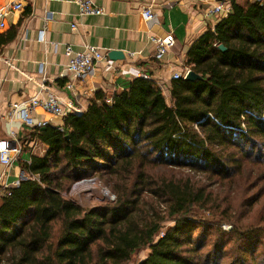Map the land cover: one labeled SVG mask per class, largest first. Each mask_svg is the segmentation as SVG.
Instances as JSON below:
<instances>
[{
	"label": "trees",
	"instance_id": "trees-1",
	"mask_svg": "<svg viewBox=\"0 0 264 264\" xmlns=\"http://www.w3.org/2000/svg\"><path fill=\"white\" fill-rule=\"evenodd\" d=\"M230 4L187 50L200 78L164 89L133 76L35 128L44 153L0 188V264H129L143 249L134 264H264V216H250L264 194H252V175L264 181V154H252L264 138V1ZM95 174L114 199L85 208L62 194ZM194 208L215 216L213 238Z\"/></svg>",
	"mask_w": 264,
	"mask_h": 264
},
{
	"label": "crops",
	"instance_id": "crops-1",
	"mask_svg": "<svg viewBox=\"0 0 264 264\" xmlns=\"http://www.w3.org/2000/svg\"><path fill=\"white\" fill-rule=\"evenodd\" d=\"M16 1L0 0V6ZM21 1L22 7L8 13L5 27L0 30V141L11 140L21 145L20 153H12L9 166L0 162L2 189L15 186L28 175L22 163L45 151V145L34 136L38 126L26 125L16 115L10 117L12 103L36 95L45 98L47 90L52 89L59 94L64 107L84 109L97 90L111 93L123 88L137 68L145 69L151 78L167 85L174 72L188 68L189 46L225 16L207 14L217 0H93L103 10L98 15L81 14L78 0ZM145 6L152 8L153 21L144 19ZM169 32L174 34L175 44L161 60H155L152 39ZM86 45L101 48L114 66L106 68L103 61L83 80H74L66 70V47L78 51ZM112 50L122 51L125 58L111 59L108 53ZM34 119L53 126L63 123V118L41 106L35 108ZM11 131L15 132L14 138Z\"/></svg>",
	"mask_w": 264,
	"mask_h": 264
},
{
	"label": "built area",
	"instance_id": "built-area-1",
	"mask_svg": "<svg viewBox=\"0 0 264 264\" xmlns=\"http://www.w3.org/2000/svg\"><path fill=\"white\" fill-rule=\"evenodd\" d=\"M218 3L211 6L207 10L209 15H226L230 9L231 4L226 0H217ZM80 5L81 14H102V8L98 7L93 0H78ZM22 7V1L17 0L8 6H0V30L5 27L6 17L12 9H19ZM144 19L148 22L153 21L155 14L150 6H145L142 10ZM75 27V24L72 25ZM153 57L155 60H161L166 52L175 44V36L172 32L167 33L165 36H154L153 39ZM65 54L68 57L66 65L67 73L74 80H83L86 76L95 71L96 65L105 61L106 68H113V61L108 59L106 53L99 47L94 45H86L83 50H74L71 46H67ZM189 68L184 72H174L171 79L185 77ZM133 76H143L145 78L151 77L150 74L142 68H137L132 72ZM162 85L164 83H161ZM165 89V85H163ZM63 101L59 94L52 89L47 90V96L40 98L39 96H32L29 99L22 100L21 102H14L11 104L10 117L19 116L26 125L43 126L47 124L46 121H35L34 111L37 106H41L45 111L52 113L54 116L63 118L68 112L75 111L80 113L83 109L76 108L75 106L64 107ZM10 136L14 138L15 132L11 131ZM21 152V145L11 140L0 141V162L9 166L13 161V154ZM76 183V182H75ZM74 183V184H75ZM73 184V185H74ZM72 187H75V185ZM71 187V188H72ZM113 199L114 195L112 194ZM163 235V231L160 232Z\"/></svg>",
	"mask_w": 264,
	"mask_h": 264
},
{
	"label": "rangeland",
	"instance_id": "rangeland-1",
	"mask_svg": "<svg viewBox=\"0 0 264 264\" xmlns=\"http://www.w3.org/2000/svg\"><path fill=\"white\" fill-rule=\"evenodd\" d=\"M166 97L168 98V90H165ZM257 142L258 144L256 145ZM264 143V138H260L259 136H255L252 138V154L257 155L259 153L264 154V149L261 147V145ZM257 169H254V173L258 174ZM90 172V171H88ZM94 174V173H92ZM264 174V168H261V175ZM252 179L257 183L256 186L252 187V194H255L258 190L262 189V186L264 184V181H258L255 177ZM76 182V183H75ZM73 184L75 187H72L70 190H65L63 191V195L67 198H70L74 200L75 202L79 203L85 208H91L99 203L112 200L113 196L112 193L109 190V186L105 183L102 182V180L95 174L91 176L84 175L83 177L77 179ZM72 184V183H71ZM73 185V186H74ZM241 210V209H240ZM194 219H196L195 222H200V221H205L207 222L205 228L203 229L204 232L207 234V238H213V234L218 233V228L213 227L212 225H209V223H212L213 221L215 222V216L212 215L210 212L207 210H201L194 208L191 213H190ZM251 218L253 221L259 220L261 216H264V194L259 203L253 206L252 212L250 213ZM248 216V217H250ZM246 217V218H248ZM172 224L171 221L166 222L165 227L169 226ZM197 224V223H196ZM164 227V228H165ZM222 231L225 233H228L231 225L228 223H222L221 225ZM164 229H162L163 231ZM197 230L196 232H199ZM227 236V235H226ZM148 250L143 249L137 252L132 256V259L129 264H134L139 262L142 258L145 257L147 254ZM228 254L226 255L225 262L229 260ZM224 260V258H223Z\"/></svg>",
	"mask_w": 264,
	"mask_h": 264
},
{
	"label": "water",
	"instance_id": "water-1",
	"mask_svg": "<svg viewBox=\"0 0 264 264\" xmlns=\"http://www.w3.org/2000/svg\"><path fill=\"white\" fill-rule=\"evenodd\" d=\"M219 48L222 49V50H225V46L224 45H219ZM108 56L111 58V59H124L125 58V55L122 51H116V50H112L108 53ZM201 76L196 73L194 70L192 69H189L187 71V73L185 74V79H198L200 78Z\"/></svg>",
	"mask_w": 264,
	"mask_h": 264
}]
</instances>
